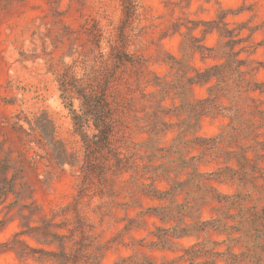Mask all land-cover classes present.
Masks as SVG:
<instances>
[{
    "label": "rangeland",
    "instance_id": "obj_1",
    "mask_svg": "<svg viewBox=\"0 0 264 264\" xmlns=\"http://www.w3.org/2000/svg\"><path fill=\"white\" fill-rule=\"evenodd\" d=\"M0 264H264V0H0Z\"/></svg>",
    "mask_w": 264,
    "mask_h": 264
},
{
    "label": "trees",
    "instance_id": "obj_2",
    "mask_svg": "<svg viewBox=\"0 0 264 264\" xmlns=\"http://www.w3.org/2000/svg\"><path fill=\"white\" fill-rule=\"evenodd\" d=\"M62 87L64 91V95H63L64 98L69 99L71 97L69 87L68 86L66 87L64 83ZM88 91H91V90H88ZM79 97L82 99V103H81L82 112H78L73 107V103H69V105L71 106L70 109L73 115V122H74L76 130L84 137L86 143L90 144V142H88L87 140L88 137L86 133V126H87L89 117L91 115L93 117L97 116V114L102 111L101 109H98V106L100 104L106 105L107 100L105 98L99 97L97 92H93V91L87 92L86 89L85 90L82 89ZM96 128L100 129V132L105 140L108 139L109 128H110V125L108 123L106 124H104V122L102 124L96 123Z\"/></svg>",
    "mask_w": 264,
    "mask_h": 264
}]
</instances>
